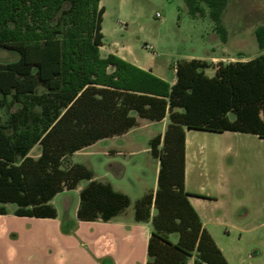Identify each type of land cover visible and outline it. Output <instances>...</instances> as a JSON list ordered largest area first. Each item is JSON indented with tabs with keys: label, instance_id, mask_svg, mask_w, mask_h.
I'll use <instances>...</instances> for the list:
<instances>
[{
	"label": "trees",
	"instance_id": "16d2710c",
	"mask_svg": "<svg viewBox=\"0 0 264 264\" xmlns=\"http://www.w3.org/2000/svg\"><path fill=\"white\" fill-rule=\"evenodd\" d=\"M102 0H0V47L19 60L0 64V215L55 219L52 200L64 190L80 192V221H110L131 204L82 164L64 167L75 153L127 133L138 123L169 115L164 136L150 142L159 160L156 192L135 204L137 222L152 221L147 264H229L186 191V131L241 132L264 139V54L247 62H220L208 77L207 61L177 63L169 82L115 54L102 57ZM230 0H185L193 19L208 18L223 43ZM264 51V25L255 31ZM11 130V133L9 132ZM41 146L38 158L29 156ZM162 146V147H161ZM156 214L152 217V209ZM177 234L179 240L170 237Z\"/></svg>",
	"mask_w": 264,
	"mask_h": 264
},
{
	"label": "rangeland",
	"instance_id": "374dc122",
	"mask_svg": "<svg viewBox=\"0 0 264 264\" xmlns=\"http://www.w3.org/2000/svg\"><path fill=\"white\" fill-rule=\"evenodd\" d=\"M101 6L105 8L103 57L110 50L125 46L136 60L146 66L154 65L161 75L172 80L179 60L190 55L204 56L214 48L213 24L208 18L193 19L185 0H102ZM223 21L228 29L239 24L252 31L255 26L264 25V0H232ZM146 44L153 49L146 48ZM257 51L253 33L249 35L245 52L251 55ZM19 58L17 52L0 47V64ZM19 109L20 105L0 109V123L7 124L10 114ZM133 115L137 116L135 112ZM154 130L162 132L161 126ZM191 135L194 139L189 146L187 186L205 198L200 211L215 241L229 264H264V144L236 154L225 151L226 144L220 134L194 130ZM217 138L221 140L215 141ZM133 140L134 155L104 156L101 152L105 145L100 144L70 156L64 167L82 164L97 179L109 173L108 179L120 183L118 188L128 192L133 209L144 189L157 187L160 166L149 151L146 131L137 132ZM109 144L117 149L121 147L118 142ZM40 151L41 146L37 145L32 155ZM86 184L83 181L82 188ZM76 189L64 190L68 192L57 198L60 212L57 220L0 216V264H97L99 259L91 238L96 231L91 225H79L73 215L80 198ZM6 207L10 214L17 209L14 204ZM172 239L177 240L175 235ZM114 246L115 257L104 258L102 263L109 259L113 264H143L148 258L147 243L134 248L119 242Z\"/></svg>",
	"mask_w": 264,
	"mask_h": 264
},
{
	"label": "crops",
	"instance_id": "0c3cea01",
	"mask_svg": "<svg viewBox=\"0 0 264 264\" xmlns=\"http://www.w3.org/2000/svg\"><path fill=\"white\" fill-rule=\"evenodd\" d=\"M231 1L232 0H230V2H229L228 8L231 4ZM198 19H203V18H198ZM224 23H225V21H224ZM258 27L259 26H255L252 29V31H249V29H247L245 27V25H239V24L232 25V26H230L229 29L226 26L228 33H229V38H228L227 43H223L217 34L213 35L212 41L214 42V44H213L214 48H213L212 52L207 53L204 56L190 55L185 60L199 59V60L207 61L208 63L212 64L213 65L212 67L207 68L205 70V74L208 77L215 76V74H216L215 65H217L220 62L229 63V62H247V61H250V60L258 57L259 55L264 54V51H261L260 49H259V51H257L256 54L247 55L245 52V47L247 44V40H249V35L255 33V31ZM147 45L148 44L145 45L146 48H147ZM241 45H243L244 47L243 48H237L238 46L240 47ZM105 47H106L105 44L103 47H101L102 57H103ZM152 49H153V47H152ZM110 54L118 55L119 57L123 58L124 60H126L132 64H134L135 66H137L143 70L152 72L154 75H156L157 77L169 82L171 85H174L177 82V64L175 65V68H174L175 75L173 76L172 80H168L163 75H161L159 73V69L157 67H155L154 65L146 66V65L142 64L141 62H139L138 60H136L133 57L132 53L125 46H120L119 48H115V50H110L109 52H107L105 57H107ZM132 115H133V113H132ZM135 117L137 119L138 124L134 128L130 129L127 133L119 135V136H114V137L102 139V140L96 142L95 144H93L89 147H86L83 150L75 153L74 155H72V157L79 154V153H84L89 149L95 148L96 146H98L100 144L105 145L104 149L101 152L104 156L111 157V156L121 155V154L126 155V153H128L130 155H134L136 153V149H135L136 142H135V140H133V136L137 132L143 131V130L146 131L148 134V138L150 139V142H151V140L157 136L163 137L168 126H169V124H170L169 115H167L162 121H159V122L143 119V118H140L138 115ZM156 126H161L162 132H156L154 130ZM193 131L194 130L186 131V181H185V187H186V191L191 194V196L189 197L190 203L192 204V206L196 209V211L200 215V218L202 220L204 227L213 236L212 231L209 228L208 222L204 219V217L200 211V207L204 203L203 201L205 198L199 197L198 195H200V194L191 192L187 186L188 167H189V146L191 144L192 139H194V135H191V132H193ZM208 133H212V132H208ZM215 134L221 135L220 138H222V140L217 138L215 141H217V142L220 140L223 141L224 144H226V150L225 151L229 152V153L235 152L236 154H238L239 150H245L246 149L247 151H249V150L255 149L257 146H261L264 144V139L260 138L257 135H254V134L241 133V132H224V133H215ZM112 141L120 143L121 144L120 149H117V148L110 146L109 142H112ZM34 148L30 151L29 156L34 157V158H38L40 156L41 151L34 156V155H32ZM149 151H151L150 148H149ZM157 173H159V169H158ZM109 176H110V174L106 173L103 178L97 179L95 174H94V179L97 181L103 182V183L111 184L116 191L121 192L123 194H126L130 198L128 192L118 188V187H120L121 184L120 183L115 184L114 182L110 181L108 179ZM117 180L122 181L121 179H117ZM82 182H80L78 188L76 189L77 191H80V192L82 191V189H83L82 188ZM88 183L89 182L87 181L86 186L88 185ZM156 189H157V187L155 189H152V190H145L144 189V192H142L143 193L142 195L145 196L149 192L155 193ZM66 192H68V191H63V192L59 193L51 202L52 205L56 208L57 213H58L57 218H55L54 220H57L60 218V212L56 206V200L59 196H61L62 194H65ZM130 200H131V198H130ZM79 206H80V198L76 202V204L73 208V215H74L75 221L78 222L79 225H81L82 223H85L87 225H91L92 229L94 231H96V235H94V236L91 235L92 236L91 238H93V247H94L95 253L99 259L97 264H113V262L109 259H106L105 262H103V263H102V261L104 258L113 257V256L115 257V254H114V247L115 246L114 245H115V243H118V242L123 243L124 245H131L132 248H134L137 245H142L144 243H147V256H148V243H149V239L151 237L152 231H153L152 221L137 222L135 220V206L133 207V209H131L132 200H131L130 206L124 212L120 213L118 216H116L115 218H113L112 220L107 221V222L102 221V220H97V221H93V222L80 221L77 217ZM154 209L155 208L153 207L152 217H154L156 214ZM7 211L8 212L6 215H0V216L8 217L10 215H14L15 217H18L15 214H10L8 209H7ZM18 218H21V217H18ZM28 218H30V217H28ZM35 219H38V218H35ZM78 234H79V231H78ZM175 236L177 238L176 241H174L172 239V236L170 237V239L173 242L177 243L179 240V236L177 234H175ZM6 237L8 239V234L6 235ZM213 238H214V236H213ZM215 242L217 243V241H215ZM8 243H10L9 240H8ZM217 245L219 247L218 243H217ZM195 260H196V255L193 256L192 258H190L188 264H194ZM147 262H148V258L147 259L145 258L143 264H147Z\"/></svg>",
	"mask_w": 264,
	"mask_h": 264
},
{
	"label": "built area",
	"instance_id": "2783aa9c",
	"mask_svg": "<svg viewBox=\"0 0 264 264\" xmlns=\"http://www.w3.org/2000/svg\"><path fill=\"white\" fill-rule=\"evenodd\" d=\"M157 17H158V18L161 17V14H160V13H157ZM147 48L152 49V47L149 46V45H147Z\"/></svg>",
	"mask_w": 264,
	"mask_h": 264
}]
</instances>
